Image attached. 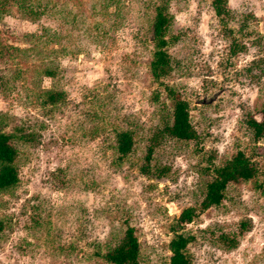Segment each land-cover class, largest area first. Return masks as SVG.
<instances>
[{
	"label": "rangeland",
	"instance_id": "374dc122",
	"mask_svg": "<svg viewBox=\"0 0 264 264\" xmlns=\"http://www.w3.org/2000/svg\"><path fill=\"white\" fill-rule=\"evenodd\" d=\"M41 1L50 9L39 17L13 3L0 13V115L6 130L28 134L18 143L19 181L0 193V264H109L97 252L125 222L141 264H165L170 225L193 204L199 168L208 154L218 162L238 148L258 175L185 224L195 234L188 250L192 264H264V136L251 140L243 123L264 105V0H228L227 27L210 0H168L172 68L161 81L148 70L153 0ZM165 83L188 100L199 137L161 138L152 163L167 169L156 176L140 166L167 117ZM51 89L63 99L43 105L38 92ZM116 126L135 132L123 159ZM242 219L235 246L220 239Z\"/></svg>",
	"mask_w": 264,
	"mask_h": 264
},
{
	"label": "trees",
	"instance_id": "16d2710c",
	"mask_svg": "<svg viewBox=\"0 0 264 264\" xmlns=\"http://www.w3.org/2000/svg\"><path fill=\"white\" fill-rule=\"evenodd\" d=\"M210 1L218 20L224 27H227L229 20L233 18L228 0ZM10 3L16 4L23 12L31 16L34 15V17H39L50 9L41 0H0V13L7 11L6 5ZM170 20L168 0H153L150 23L153 48L148 61V70L151 77L159 81L169 74L172 68V57L167 49L168 38L166 37ZM228 29L232 31L230 27ZM39 36L44 37V34ZM46 39L43 41L50 40ZM231 48L232 51H235L233 45ZM258 60L259 58L253 59L252 63L258 65ZM42 72L44 75H54V70L50 66H45ZM164 90L166 98L170 102L167 117L162 121L157 131L150 136L143 156L144 162L140 166L145 173L153 171L155 172L153 175L156 176L162 175L167 169L156 162L152 163L155 147L160 143L161 138L167 137L177 143H186L199 137L198 129L192 120L188 100L180 95L175 87L167 83L164 84ZM63 95L62 90L56 89L38 92V97L43 105L56 104L63 99ZM152 99L156 103L160 102V92L156 90ZM258 111L259 116H255L249 111L243 118L245 130L253 141H258L264 136V105ZM27 138L28 134L23 132L22 127L6 130L3 127V115H0V193L13 188L19 181L18 143ZM113 138L116 156L123 159L134 148V129L129 126H116L113 129ZM213 157V154H208L206 157L208 161L199 168L200 177L198 188L194 192L193 204L182 207L179 213L173 217L170 225L172 235L167 243L170 253L165 264H192L188 244L195 238V234L185 230V224L192 221L208 207L219 206L230 185L253 180L258 175L257 163L242 148L236 149L234 153L225 156L218 162L213 161ZM258 185L264 186L262 182H259ZM248 224L246 220L242 219L238 224L237 231L223 232L219 237L228 245L235 246L238 236L247 228ZM2 228L3 220L0 218V229ZM97 254L109 264H141V247L135 227L125 222L119 232H112L103 250L98 251Z\"/></svg>",
	"mask_w": 264,
	"mask_h": 264
}]
</instances>
